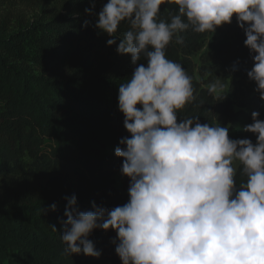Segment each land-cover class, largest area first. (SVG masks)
Instances as JSON below:
<instances>
[{
  "label": "trees",
  "instance_id": "trees-1",
  "mask_svg": "<svg viewBox=\"0 0 264 264\" xmlns=\"http://www.w3.org/2000/svg\"><path fill=\"white\" fill-rule=\"evenodd\" d=\"M35 1L36 14L26 20L17 7ZM107 2L0 0V194L6 191L8 199L0 205L1 264H122L112 243L118 241L114 230L96 229L90 235L102 253L99 258L65 254L60 239L61 221L67 219L65 197L75 195L81 211H93V202L112 209L129 200L116 188L123 158L114 152L111 162L103 149L123 147L120 140L130 136L118 107V89L135 65L130 54L111 59L117 46L98 35L95 24ZM93 4L95 14L89 15L85 9ZM165 8L178 11L177 5H162L161 11ZM171 14L164 12L163 18ZM182 35L185 43L173 41L167 57L192 77L197 100L178 114V122L190 116H199L202 124L219 119L230 139L255 144L256 135L243 129L253 123L254 111L264 120V100L247 75L254 62L235 16L214 34ZM205 44L198 68L193 58ZM125 58L127 66L121 65ZM139 63L146 66L147 61ZM197 71L201 76L229 73L233 78L226 97L213 98ZM14 177L22 183L19 190L8 181ZM240 180L238 175L237 185Z\"/></svg>",
  "mask_w": 264,
  "mask_h": 264
},
{
  "label": "clouds",
  "instance_id": "clouds-1",
  "mask_svg": "<svg viewBox=\"0 0 264 264\" xmlns=\"http://www.w3.org/2000/svg\"><path fill=\"white\" fill-rule=\"evenodd\" d=\"M162 5H177L178 11L165 8L172 13L165 19ZM94 8L85 12L94 15ZM234 16L254 62L247 75L264 100V0H108L103 5L95 27L111 37L109 46L119 40L116 51L130 54L135 65L118 89L130 136L115 148L123 158L121 174L130 179L129 200L112 209L93 202V211H81L75 195L65 197L67 219L60 235L65 254L99 258L102 253L89 237L102 229L116 232L118 241L112 243L122 264H264V120L254 111L253 123L243 129L256 135L255 144L230 139L228 127L202 124L199 116L178 122L197 95L183 65L167 57L173 41L185 43L183 33L214 34ZM226 87L217 79L208 92L219 101Z\"/></svg>",
  "mask_w": 264,
  "mask_h": 264
},
{
  "label": "rangeland",
  "instance_id": "rangeland-1",
  "mask_svg": "<svg viewBox=\"0 0 264 264\" xmlns=\"http://www.w3.org/2000/svg\"><path fill=\"white\" fill-rule=\"evenodd\" d=\"M37 1L33 2V4H28V3H24V4H20L17 7L18 12H22V17L25 18L26 20H31L33 19L34 15L36 14V11L34 10V7L36 6ZM22 17H20L22 19ZM98 35L101 36L105 42L107 43V40L110 39L111 37H109L106 33L101 32L100 30H98ZM119 44V40H117V44L116 45H112V46H118ZM207 49V44H205V48L197 55L193 58V61L195 62V64L197 65V67H201L203 65V60L201 59V56L204 52H206ZM121 58V54H119L118 52H116L115 54H113L111 56V59H118ZM129 63V61L125 58L123 59V62L121 65L123 66H127ZM233 77H231V75L227 72L221 71L219 73H215V72H210L207 73V75L201 76L200 73L197 71V79L200 81L202 80L203 83L205 84V88L208 89V86L216 81L217 79L221 80L222 83L226 84L227 87L225 89V93L228 92L231 84H232V79ZM220 123L221 126L227 127L226 124H224V122H222L219 119H216L214 121V124H218ZM104 151V156L107 160L109 161H113L114 160V152L115 149L111 148V147H106L103 149ZM239 165H237L238 167ZM115 180H116V188H118L120 191H122L124 194H128V187H129V183L126 179V176L122 175L121 173H118L115 175ZM8 181L10 182V184L16 189L19 190L20 186H21V182L19 181V179H17L16 177L14 178H10L8 179ZM8 201L7 199V192L5 191L4 193L0 194V205H4L6 204V202ZM1 264V263H0ZM6 264V263H5Z\"/></svg>",
  "mask_w": 264,
  "mask_h": 264
}]
</instances>
